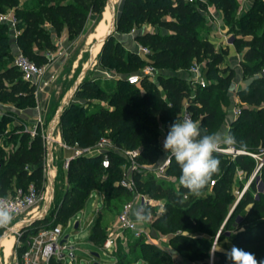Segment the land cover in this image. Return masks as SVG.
<instances>
[{"label": "trees", "instance_id": "1", "mask_svg": "<svg viewBox=\"0 0 264 264\" xmlns=\"http://www.w3.org/2000/svg\"><path fill=\"white\" fill-rule=\"evenodd\" d=\"M206 3L214 4L221 10L224 23L233 36L232 44L242 54L240 67L243 75L251 78L246 87L237 91L241 104L240 114L232 121L228 132L235 137V146L239 149L247 146L264 147V76L259 74L264 68V0H253L251 6L242 13H236V0H196L195 3L184 0H123L116 22L117 31H128L131 25L139 22L153 25L157 30L134 36L141 45L149 49L145 57L126 51L111 36L98 54V63L102 67L134 73L140 64H150L154 69L183 70L192 61L204 62L202 73L207 83L201 87L195 85L191 78L159 72L156 75L158 81L153 82L148 78L150 80L146 82L143 92L137 88L126 92L116 89L112 92L85 79L75 97L83 99L85 103H90L93 99L99 102L92 109L81 112L76 119H70V116L74 110H83L82 106L73 102L69 104L58 125L62 141L70 145L76 142L80 146H90L107 131V136L115 146L136 149L140 139L144 138V149L136 160L154 164L161 152L153 143L157 127L162 125L167 134L168 126L175 120H180L184 104L202 131H208L214 123H218L223 116L220 105L229 101L228 93L232 92L229 91V85L234 70L227 66L218 68L224 61L227 49H215L207 37L199 34V30L205 27L201 13L206 8ZM104 4L105 0H29L22 4H19V0H0V11L14 7L20 29L15 43L26 57L37 65H42L47 61L45 51L55 49L51 40L53 33L58 34L65 28L71 39L72 35L81 31L87 15L100 13ZM13 52L10 29L7 24H0V99L7 98L17 105L25 102L28 106H33L34 87L22 78L12 62L5 61L13 56ZM132 56H136V59ZM118 82L132 86L137 85L140 80L136 84L128 83L126 78ZM101 101H108L110 105L104 106L100 104ZM17 130L15 126L8 138H17L11 150L0 145L1 195L13 193L15 187L25 189L30 181L42 191L45 178L42 164L45 159L44 140L40 135L30 138L27 133ZM108 156L110 162L106 168L101 165V155L78 156L69 160L67 175L77 181L60 198L53 216L54 223H66L71 215L80 210L84 197L92 191L101 192L104 206L112 208L119 206L116 197L122 193H130L118 185V182L116 185L110 182L119 171L118 162L114 160L121 161L123 156L116 151L108 152ZM214 156L220 160V171L212 177L214 184L209 186L208 183L202 190L204 192L207 187L210 188L203 195L202 192L199 196L194 195L181 185L177 188L163 185L164 180L149 181L142 178L139 171L133 172L136 188L143 193L149 182L148 190L165 197V207L158 214L157 221L166 222L168 214L174 210L177 218L172 219L170 224L182 225L187 221L183 224L185 228L203 230L211 235L215 234L223 219L225 225H228L235 211L247 207L234 224L236 228H242L231 236V242L256 254L258 261L264 260V166L259 171L262 188H257L252 180L239 200L237 197L238 202L228 216V205L234 199L230 189L233 169L241 170L244 179H248L255 161L246 154H237L228 162L219 158L220 153H214ZM99 171L106 172V180L97 181L95 177ZM167 173L173 174L175 178L181 173L174 158ZM143 211L156 213L151 204L144 205ZM50 219L52 218L46 216L43 221L23 230L19 241L24 242L31 229L36 230L46 225ZM104 229L97 218L89 235V240L97 247L105 239ZM221 236L220 231L217 240ZM179 239L191 242V245L194 244L200 250L201 243L209 244L207 238L188 235H175L172 238L176 242ZM24 247V244L16 245L17 256ZM209 249V246L205 248L206 251ZM214 253L217 257L216 264H230L224 252L216 250ZM156 257L157 253L152 254L145 263L156 264ZM50 264H63V261L51 258Z\"/></svg>", "mask_w": 264, "mask_h": 264}, {"label": "rangeland", "instance_id": "2", "mask_svg": "<svg viewBox=\"0 0 264 264\" xmlns=\"http://www.w3.org/2000/svg\"><path fill=\"white\" fill-rule=\"evenodd\" d=\"M116 6H117V12L119 13L122 8V2L123 0H116ZM195 3V1H193ZM211 4V3H209ZM211 9L209 12H203L201 13L203 16L202 22H204V28L199 30L200 36L207 37L210 25L213 24L212 22V16L215 15V11L213 9L215 8L214 4H211ZM105 4L102 9V11L98 14L89 13L87 15L85 24L83 25L81 31L76 34L72 35L71 43H69L64 49H61L59 51L56 50V46L54 50H51L50 53L55 52L56 54H49L45 51L47 55V61L43 63L42 65H47L46 72L44 75V78L48 81V85L43 90L44 92H33L34 96V105L37 103V101H42L44 99V102L47 103V115H46V125L45 129L48 126L49 120L52 117L56 106L58 105L59 101H61V97L63 94L68 90V88L71 86L75 76L79 72L81 66L86 62L87 59V48L89 44L95 39L93 34L94 31H96V25L99 23V21L103 18V11L105 10ZM7 10V9H6ZM3 10V11H6ZM107 10V9H106ZM213 12V13H210ZM15 13V11H14ZM211 20V21H210ZM215 23H217L216 19L214 20ZM218 24V23H217ZM223 25V24H222ZM224 27H228L227 25H223ZM157 28L153 25H150L145 22H139L136 25H131V28L126 31H115L113 34V39L116 41H119L123 48L126 51L135 52V42L132 38L137 33L145 32V31H156ZM61 32V31H60ZM51 36V40H52ZM53 42V41H52ZM140 44V43H139ZM98 50V49H97ZM97 52V51H96ZM136 53V52H135ZM136 55V54H135ZM138 56V55H137ZM142 57V56H141ZM12 58L6 59L5 61L7 63L12 62ZM79 61L78 67L75 68L74 72L70 77L69 74V67L71 66L72 62ZM132 58L135 60L136 56H132ZM230 59V60H229ZM227 60L231 63L235 62V58L233 57H227ZM194 63H198L195 61H192L188 68H190ZM54 65L56 71L54 70ZM150 64H140L139 68L137 70L133 71L134 73H139L141 75L140 82L137 85L127 86L126 84L118 82V80L126 78L129 74H131L128 71L121 70L119 72L104 68L98 63V53L95 57V63L92 66L91 69H89L85 75V79H90L91 81H94V83H97L101 88L108 91H115L116 89H120L124 92L129 90H135L136 88L143 92L145 90V84L148 80L151 79L153 82H157L156 75L161 72L163 74H174L183 76L186 78H190L188 68L187 69H177V70H171L169 68L162 69V68H156L153 70L151 74L144 75L143 69ZM96 66H99L105 70H108L109 72H113L114 74H118L119 79L115 80V84L112 82L113 79L110 80V82L107 81H100L98 77L94 76V68ZM223 66H227V68H230V65L225 64L224 61L221 62L218 68H223ZM262 71V70H261ZM217 73V72H216ZM71 74V73H70ZM260 74V72H259ZM237 76L234 71L233 77L230 79V82L235 83V90L233 92L228 93L229 94V101L226 103H221L220 108L221 112L223 113V116L220 117L219 122L214 123L211 128H209L208 133H214V132H224L223 127L227 125V121L229 118V115L231 114V109L233 106H235L233 103V100L231 97L238 96L237 90H239L242 86L240 84V77L250 80V77L244 76L243 71L240 67V70L238 72ZM150 78V79H148ZM98 100H91L90 103H85V101L81 98L74 97L73 103L78 104L79 106H82L83 110H74L72 115L70 116V119H76L81 112H86L90 109H92L96 103H98ZM94 105V106H93ZM104 106H109L110 103L108 101H103ZM240 103L237 102L236 106L240 107ZM15 107L16 110L18 109H24L27 107H30L27 105V103L23 102L20 105H17L16 102H11L7 98L0 99V145L4 146L7 150H11L14 147V142L17 140L16 137H13L11 139H8L10 137V132L13 131L16 128H23V123H26L25 119L21 120L22 117L12 109ZM17 112V111H16ZM197 120V116H195ZM17 130V131H18ZM59 131V127L56 129L55 134H57ZM19 132V131H18ZM60 133V132H59ZM166 136V132L162 125H159L157 127V133L154 137L153 143L160 149V155L156 163H158L162 157L164 156L165 152L163 150V140ZM61 137V136H60ZM99 138H108L111 141V139L107 136V131H104L102 135ZM113 143V142H112ZM145 144L144 138H141L139 143L136 145V149H139L140 151L143 150V146ZM55 149H53L54 159H53V168H54V179H55V192H54V199L51 204L50 210L48 212V217L53 218L55 212L57 211V208L60 204V198L63 196V194L71 188L73 184L76 183V179H71L67 175V169L64 168V161L63 157L65 156L63 147H60L58 144H53ZM263 146V145H262ZM259 147H251L247 146V148L243 149L245 151L254 152ZM65 149V148H64ZM6 152V151H4ZM248 156V155H247ZM223 158L226 162L229 160H232L233 157L230 155H225L220 153V157ZM115 162H118L119 171L116 172V177L110 179V182H113L115 185L117 184L120 176L123 175L124 172H126L129 168V162L126 158H122L121 161L119 159L114 160ZM139 163V172L142 178L158 181L162 179H158L154 177V175L147 169V165L145 163ZM43 174H44V181L42 185V196L43 199L38 201V208L34 212L33 215L37 214L45 201L46 195H47V186L48 182L46 179V173H45V159L43 161ZM220 171V170H219ZM181 173L175 179L170 180H164L162 181L163 185H172L173 187H178V180ZM251 175V174H250ZM169 176H174L173 174H169ZM239 172L235 168L233 169V178L230 182V189L234 194V199L229 203L227 208V215L229 214L230 210L232 209L234 202L236 201L237 197L241 193V190L243 188L242 180H237L239 177ZM97 181L100 180H106L107 175L106 172L99 171L98 174H96ZM246 178L244 181L246 182L249 180ZM86 181V180H84ZM32 181H30L31 183ZM209 185V184H208ZM149 182L146 183L145 189L143 194L146 196L148 200H150L151 205L155 207L156 213H151L150 217L147 219L145 224L150 230V235H142L139 237H136L132 235L128 231H123L121 236H116L115 241V247L114 250H110L109 253L105 252L102 248V245H99L98 247L93 245L92 242L89 240V235L91 232L92 227L94 226L97 218L103 226L104 229V237H107L109 235H115L120 232V229L117 226L116 223V217L118 213L120 212L122 206L131 200L132 194L131 193H122L120 196L116 197L118 198V204L119 206L116 208H112L111 206H104L102 205V200L100 197L97 196L96 191H92L89 195L84 197L83 203L80 207V210H78L76 213L71 215L69 220V224L66 225V223L63 224V232H62V238L67 237V249H64L62 254L64 257L61 259L63 261V264H93L94 261L98 262L99 264H146V260L154 253H157V257L154 260L156 264H160L162 262L167 264H210L212 261L213 264H216L217 257L215 255L216 250L226 252L232 248L234 245L231 242V236L234 235L238 229L242 227L236 228L234 226L235 222H237L238 218L242 216L245 213V210L247 207H244L241 210L235 211L233 216L230 219V223L228 225H225V220L223 219L221 223L219 224V227L215 234L220 230L222 236L217 240L215 245L213 246V240L215 234L211 235L206 231L198 230V229H187L184 227V223L182 225H176V224H170L172 219H176L177 215H175V211L170 212L168 214V219L166 222L157 221L158 214L163 210V207H165V197L153 194L150 190H148ZM257 188L261 189L262 184H256ZM210 188L207 187L206 191L202 192V195L205 192H209ZM96 210H99V214L96 212ZM29 218V217H27ZM75 222H78V226L74 227ZM3 230V229H2ZM0 230V234L2 232ZM38 229L34 230L31 229L30 232L27 234L25 241H31L32 238L36 235ZM175 235H188L191 237H200V238H207L209 240L208 245H204L201 243L202 249H198L195 246L191 245L192 243L183 239H179L178 242L173 241L172 238ZM103 237V238H104ZM17 236L14 234V244L12 247V251L10 256L7 260H3V264H16V257L17 253L15 251L17 243L16 240ZM101 238V240L103 239ZM153 246V248H152ZM207 246L210 247L208 251L205 250ZM238 247V246H237ZM71 248V249H70ZM241 248V247H239ZM243 249V248H242ZM245 251L251 252L247 249H244ZM70 251H72L73 257L69 255ZM112 251V253H111ZM92 252H97L98 257L96 260L91 255ZM201 252L203 253L202 257H199ZM210 253H212L210 255ZM252 253V252H251ZM1 255V254H0ZM256 255V254H254ZM256 257V256H255Z\"/></svg>", "mask_w": 264, "mask_h": 264}, {"label": "built area", "instance_id": "3", "mask_svg": "<svg viewBox=\"0 0 264 264\" xmlns=\"http://www.w3.org/2000/svg\"><path fill=\"white\" fill-rule=\"evenodd\" d=\"M29 1V0H25ZM186 2H193L196 0H184ZM0 24H7L10 29V36L13 40L20 33L18 28V19L13 12V10L0 11ZM233 36L230 34L225 37V42L232 44ZM136 53L139 56L145 57L149 53V49L146 46L138 44L136 47ZM12 64L20 71L22 78L27 81L30 85L34 87V92H40L42 88L48 85V81L44 78L46 72V65H37L35 62L26 57L19 47L17 46L13 52ZM204 62L194 63L188 72L191 74L192 82L195 85L204 87L207 83L202 69ZM153 66L149 65L143 69L144 75L151 74L153 72ZM264 76V68L260 72ZM141 75L139 73H131L126 76V80L130 84H136L139 82ZM232 118L235 120L240 114V107L233 106L231 109ZM184 117H190L193 121L192 113L187 109V105L182 106L180 112V120ZM195 122V121H194ZM46 118L42 115L36 116L32 122L23 123V128H19V132L27 133L30 138L35 135H40L45 141ZM54 135L53 144H58L60 147L68 148L72 150V156L70 158H64V168L67 169L69 160L78 156H98L101 155V165L103 167L109 166V156L108 152L116 151L119 152L124 158L128 160L129 168L118 180V185L126 189L132 194L131 200L126 202L120 212L116 217V223L120 232L115 235H109L105 237L102 248L105 252L109 253L110 250H114L116 236H121L123 231H128L132 235L139 237L142 235L149 236L150 230L144 223L138 224L136 222V217L134 215L135 211H142L143 206L151 204L150 200L146 196L139 192L136 188L135 180L133 178V172L139 171V163L136 157L140 153L139 149H123L115 146L108 138H99L93 145L90 146H80L78 143L66 144L62 141L59 136L60 133ZM225 155H230L235 157L237 154H246L252 157L255 161V167L250 175L249 180L243 186L241 193L238 198L242 195L244 190L248 187L249 183L254 180L256 184L260 183L259 171L264 166V147H259L255 152L245 151L243 149L237 148L235 145L231 147H225L223 151L219 152ZM172 159L166 158V153L158 163L147 165V169L154 175V177L159 179H167V169L171 164ZM214 184V179L209 182V186ZM96 191V190H95ZM102 200L103 205V194L96 191ZM0 199L6 200L13 210L14 219L11 225L19 224L22 219L33 216L34 212L38 208V201L43 199L41 191H39L33 183H30L25 189L21 187H15L13 193L7 195H1ZM99 213V210H96ZM54 217L46 223V225L38 228L36 235L31 241L20 242L18 234L16 235L17 243L24 244L25 247L22 253L16 257V264H50V259L54 258L56 260L62 259L64 255L62 254L64 249H67V237L64 242H61L63 224L54 223ZM69 224L67 220L66 225ZM9 225V226H11ZM220 230L215 234L213 240V246L217 242ZM64 238V237H63ZM111 251V253H112ZM62 256V257H61ZM97 264H99L97 262ZM210 264H213L212 261Z\"/></svg>", "mask_w": 264, "mask_h": 264}, {"label": "clouds", "instance_id": "4", "mask_svg": "<svg viewBox=\"0 0 264 264\" xmlns=\"http://www.w3.org/2000/svg\"><path fill=\"white\" fill-rule=\"evenodd\" d=\"M235 144L236 139L230 132L209 134L207 129L202 131L198 123L190 117H184L168 126L163 140V150L166 158L169 160L174 158L181 169L179 185L199 196L220 170V160L214 153ZM134 215L136 222L140 224L146 222L151 213L135 211ZM13 219L11 206L6 200L0 199V229H7ZM225 256L230 264H264V260L258 261L253 253L235 245L225 252Z\"/></svg>", "mask_w": 264, "mask_h": 264}, {"label": "crops", "instance_id": "5", "mask_svg": "<svg viewBox=\"0 0 264 264\" xmlns=\"http://www.w3.org/2000/svg\"><path fill=\"white\" fill-rule=\"evenodd\" d=\"M201 1L206 2V0H201ZM23 2H25V0H19V4H22ZM252 2H253V0H236V5H237L236 6L237 7L236 8V13L245 12L251 6ZM211 6H212L211 4L206 3V8L204 10H202V12H207V11L209 12V10L211 9ZM11 9L14 12V7L7 8V10H11ZM213 11H215V15L213 14V16L211 17L212 21H213L212 22L213 24L210 25V28H209V31H208V34H207V39L210 40L214 44L215 49H220V48H226L227 49V54L224 55V63L230 65V68H232L235 71V74L237 76H239L238 72L240 70V61L242 59V54L239 53L235 49L233 44H228V43L225 42V37L230 35L231 33L228 31V27H226V26L224 27L223 26L225 23H224V20H223V16H222L221 10L218 9L215 6ZM210 13H213V12H210ZM215 19L217 20L216 22L218 24L215 23V21H214ZM52 36H53L52 37V41H53L54 45L56 46V50L57 51H59L61 49H64L69 43H71V41L68 38V34H67V31H66L65 28L63 30H61V32H59L58 34L53 33ZM132 38L134 39V42H135V45H136L135 49H134V51L136 52V47L139 44V42L134 38V36ZM10 39H11V43L13 45V50H15L16 47H17V45L15 43V40H13L12 36H10ZM48 53L49 54H53V53L56 54L55 52H53V53L51 52L50 53V51ZM227 57L235 58V62L231 63L230 61L227 60ZM94 63H95V61H94ZM94 63H93V65H94ZM78 65H79V61H78V58H77V61H75V62L73 61L71 66L69 67V74H68L69 77H70V75H72V73L74 72L75 68L78 67ZM52 66L54 67V70L56 71L57 68H55L54 65H52ZM92 66H91V68H92ZM94 72H95L94 76L98 77L100 81H107L109 79L108 81L110 82V80L113 79L114 81H112V80L111 81L115 84V80L119 79L118 74H114L111 71L109 72L108 70H105V69H103V68H101L99 66H96L94 68ZM189 76H190V78L192 77L191 74ZM181 77H183V76H181ZM249 82H250V80H247V79H244V78L240 77V84L242 85V86H240L241 87L240 89L246 87ZM45 87L42 88V90L39 93L44 92L43 90L45 89ZM65 93L63 94V96L65 95ZM63 96L61 97V99L63 98ZM231 99L233 100V102H234L233 104L234 105H237V102L240 103L238 96H236V97L233 96V97H231ZM100 104L103 105V101H101ZM12 111L17 113L18 115L20 113L19 117H22L21 120L25 119L26 123H30L38 115H42V116H44L46 118V115H47V103L44 102V99H43L42 101H37V103L35 105L27 107V108H24V109L16 110L15 107H14L12 109ZM233 120L234 119L232 118V114H230L229 118H228V121H227V125L223 127L224 132H228ZM53 149H55L54 145H53ZM63 150H64V153H65V156L63 157V159L64 158H70L72 156V150H70L68 148H65V149L63 148ZM53 159H54V154H53ZM237 170H238L239 175H240L237 178V180L238 181L242 180L243 186H244L247 183L248 180L245 182L244 181L245 179H244L243 172L241 170H239V169H237ZM167 176H168L167 179H162V180H166L167 181V180H170V179H175V183H176V178L174 176H169L168 173H167ZM178 185H179V183H178ZM97 196L100 197V195L98 193H97ZM103 207H104V203H103ZM92 256L96 260L97 256H95V255H92Z\"/></svg>", "mask_w": 264, "mask_h": 264}, {"label": "water", "instance_id": "6", "mask_svg": "<svg viewBox=\"0 0 264 264\" xmlns=\"http://www.w3.org/2000/svg\"><path fill=\"white\" fill-rule=\"evenodd\" d=\"M105 8L109 12V24L106 32L102 34L101 36L95 38L88 46L87 48V59L86 62L83 64L77 75L75 76L71 86L66 91L65 95L61 99V101L58 103L57 107L55 108V111L52 115V117L49 120L48 126L45 129L44 137V149H45V173H46V179H47V195L45 198V201L42 205L41 210L29 217L22 219V221L19 224L11 225L7 229H3L2 233L0 234V243L1 240L8 234H20L23 230L26 228H29L33 226L34 224L43 221L46 216L48 215V212L50 210L51 204L54 199V192H55V179H54V168H53V142H54V133L56 129L58 128L60 119L65 111V109L69 106L70 103L73 102V98L75 97L76 91L80 88L82 83L85 80V75L87 71L91 68L95 61V57L97 53L99 54L104 43L113 36L114 32L116 31V22L118 17L117 12V6L116 2L114 0H105ZM98 47L97 52H95L96 48ZM235 90V84L234 82H231L229 85V91ZM239 200V198H238ZM238 200L234 203L232 209L230 210L228 216L234 209L235 205L237 204ZM227 216V217H228ZM78 222H75L74 227H77ZM66 239V236L61 239V242H64ZM71 249V248H70ZM69 255L71 258L73 257L72 251H70ZM91 255H95L98 257L97 252H92ZM62 257V256H61ZM0 264H3L0 256ZM93 264H97L96 261L93 262Z\"/></svg>", "mask_w": 264, "mask_h": 264}, {"label": "bare ground", "instance_id": "7", "mask_svg": "<svg viewBox=\"0 0 264 264\" xmlns=\"http://www.w3.org/2000/svg\"><path fill=\"white\" fill-rule=\"evenodd\" d=\"M116 1V0H114ZM103 18L99 21V23L96 25V31H94V38H97L99 36H101L102 34H104L108 28V24H109V12L108 10H104L103 11ZM98 47L96 48L95 52L97 51ZM14 244V234H8L6 235L0 243V256H1V260L3 262V260H7L8 257L11 254L12 251V247Z\"/></svg>", "mask_w": 264, "mask_h": 264}]
</instances>
